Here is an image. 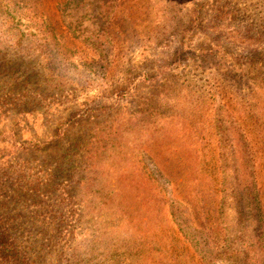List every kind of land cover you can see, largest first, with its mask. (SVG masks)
<instances>
[{"label":"rangeland","instance_id":"1","mask_svg":"<svg viewBox=\"0 0 264 264\" xmlns=\"http://www.w3.org/2000/svg\"><path fill=\"white\" fill-rule=\"evenodd\" d=\"M227 131L264 187V0H0V163L37 175L0 165V215L39 233L23 258L203 264L181 226L218 231Z\"/></svg>","mask_w":264,"mask_h":264},{"label":"trees","instance_id":"2","mask_svg":"<svg viewBox=\"0 0 264 264\" xmlns=\"http://www.w3.org/2000/svg\"><path fill=\"white\" fill-rule=\"evenodd\" d=\"M217 136L218 139L214 138L220 151L218 170L223 179L219 193L218 231L214 229L215 234L211 229H202L187 235L181 226L182 231L187 238L192 236L191 242L203 264H264V187L258 181L257 163L254 161L259 154L257 150L253 151L254 145L251 147V142L242 132L227 131ZM0 165L6 167L2 172L5 178L9 174L17 176V190H21L22 185L27 188L25 178L37 177L36 174L28 176L29 164L23 162L13 160L7 166L4 163ZM43 218L46 219L44 224L48 223L49 214ZM21 220V217L0 215V264H40L43 259L42 247L32 253V259L23 258L25 251L33 250L27 248V240H38L39 233L27 229L17 233L14 227L18 222L21 224ZM24 233V241H19L18 234ZM46 236L43 241L53 243L55 231L47 232Z\"/></svg>","mask_w":264,"mask_h":264}]
</instances>
